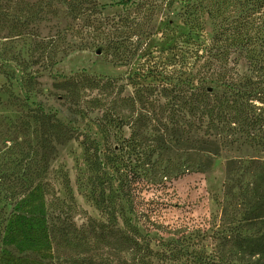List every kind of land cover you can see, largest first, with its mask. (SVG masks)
Instances as JSON below:
<instances>
[{"label": "rangeland", "instance_id": "1", "mask_svg": "<svg viewBox=\"0 0 264 264\" xmlns=\"http://www.w3.org/2000/svg\"><path fill=\"white\" fill-rule=\"evenodd\" d=\"M99 2L104 19L97 23L72 19L64 4L54 1L43 9L45 15L31 29L13 28L15 23L5 14L12 15L24 8L23 3L38 0H0V149L8 152V173L23 159L20 171L34 173V184L44 183L43 161L33 153L37 129L33 116L40 112L50 114L79 137L56 145L46 180L51 195L67 199L71 194L72 216L77 225L90 220L106 222L114 214L118 227L124 229L123 222L128 219L138 226L141 236L148 233L146 246L134 257L140 264H165L167 258L161 252L164 244L174 239L164 232H146L143 226L148 220L172 228L185 226L210 254L218 242L204 238V231L212 227L206 220L220 218L217 202L222 197L225 164L232 158L257 156L256 150L245 145L223 148L205 173L184 172L175 176L173 172L171 177L162 178L158 174L164 167L180 166L183 171L188 159L182 150L169 149L164 143L147 144L141 149L128 145L123 151L128 159L119 162L127 165L130 175L122 192L118 180L113 179L115 170L107 167L96 174L89 168L82 142L83 136L94 140L102 158L106 142L98 128L99 119L113 109L123 120L121 134L126 139L133 119L142 110L153 118L148 129L151 135L162 133L159 121L169 126L198 124L189 107V88L193 85L194 93H198L202 72L215 57L196 51L193 45L210 44L213 24L204 15L203 32L190 29L183 22L179 7L164 8L167 0ZM30 30L42 41H48L57 32L64 34V40L52 67L39 64L28 68L31 75L27 77L18 63L29 61L30 40L26 33ZM236 58L234 54L227 58L229 67L236 66L244 72V61L236 65ZM115 139L112 136L110 142ZM109 180L112 191L107 186ZM42 190L39 187L35 193L36 200L43 195ZM127 197L133 200L132 207ZM7 203L1 193L0 209L9 212L11 206ZM5 235L2 231L1 236ZM20 245L15 241L0 242V264H39L36 259L48 262L49 257L55 256L52 246L37 247L35 251L43 256L33 258L35 245Z\"/></svg>", "mask_w": 264, "mask_h": 264}, {"label": "trees", "instance_id": "2", "mask_svg": "<svg viewBox=\"0 0 264 264\" xmlns=\"http://www.w3.org/2000/svg\"><path fill=\"white\" fill-rule=\"evenodd\" d=\"M54 1L62 2L72 19L84 18L88 24L104 19L99 0H38L23 3L24 8L18 11L12 7L15 12L5 16L12 18L13 28L33 29V24L45 15L43 9ZM174 6L182 10V20L190 29L203 32L204 15L214 27L209 45H193L196 51L215 57L202 72L198 93H194L193 85L189 88V107L198 124L169 126L159 121L162 133L151 135L148 129L153 118L142 110L133 119L126 139L121 134L123 120L113 109L99 119L98 128L106 142L102 158L97 143L83 136L85 160L96 174L107 167L115 170L112 178L118 180L124 192L123 184L130 175L127 165L119 162L128 159L123 155L128 145L141 149L147 144L164 143L169 149L182 150L188 159L183 171L180 166L164 167L158 174L162 178L171 177L173 172L175 176L184 172L205 173L223 148L245 145L256 150L257 156L232 158L225 164L222 197L217 202L220 218L206 220L212 227L204 231V238L218 242L210 254L185 226L172 228L148 220L143 228L174 237L161 252L167 258L165 264H264V0H167L164 4L166 9ZM26 35L30 40L29 61L18 63V67L30 77L28 68L39 64L52 67L64 34L57 32L48 41L39 39L32 30ZM232 54L237 57L236 65L244 61V72L236 66L229 67L226 60ZM33 122L37 127L33 153L43 161L41 172L45 181L39 186L34 184V173L20 171L23 159L8 173V152L0 149V194L11 206L9 212L0 209V242L15 241L22 246L33 243V258L43 256L35 251L37 247L52 246L55 256L49 257L48 262L36 259L39 264H140L134 257L146 246L148 233L141 236L138 226L128 219L123 222L124 229L119 228L114 214L106 222L90 220L77 225L72 216L71 194L67 199H59L49 193L50 183L46 180L56 145L79 137L50 114L37 113ZM112 136L116 137L114 142H110ZM107 184L112 191V180ZM39 187L44 193L36 200ZM127 202L130 207L134 204L130 197ZM24 208L28 211L23 212ZM216 221L219 224L215 225ZM2 231L6 232L4 237ZM102 248L107 251L100 252Z\"/></svg>", "mask_w": 264, "mask_h": 264}, {"label": "water", "instance_id": "3", "mask_svg": "<svg viewBox=\"0 0 264 264\" xmlns=\"http://www.w3.org/2000/svg\"><path fill=\"white\" fill-rule=\"evenodd\" d=\"M208 90L210 91V90H211V88H208Z\"/></svg>", "mask_w": 264, "mask_h": 264}]
</instances>
